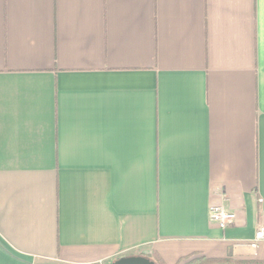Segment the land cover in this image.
<instances>
[{
  "label": "crops",
  "instance_id": "1",
  "mask_svg": "<svg viewBox=\"0 0 264 264\" xmlns=\"http://www.w3.org/2000/svg\"><path fill=\"white\" fill-rule=\"evenodd\" d=\"M260 228L264 0H0V264H264Z\"/></svg>",
  "mask_w": 264,
  "mask_h": 264
},
{
  "label": "built area",
  "instance_id": "2",
  "mask_svg": "<svg viewBox=\"0 0 264 264\" xmlns=\"http://www.w3.org/2000/svg\"><path fill=\"white\" fill-rule=\"evenodd\" d=\"M210 221L216 224L221 229H226L233 225L236 220V214L224 209L222 206H212L209 210ZM264 241V228L256 234V240L250 245L251 248L256 249L258 242Z\"/></svg>",
  "mask_w": 264,
  "mask_h": 264
},
{
  "label": "trees",
  "instance_id": "3",
  "mask_svg": "<svg viewBox=\"0 0 264 264\" xmlns=\"http://www.w3.org/2000/svg\"><path fill=\"white\" fill-rule=\"evenodd\" d=\"M156 264H163L159 259L154 260ZM179 264H258L253 261H235L230 259H210L205 256L192 255Z\"/></svg>",
  "mask_w": 264,
  "mask_h": 264
},
{
  "label": "water",
  "instance_id": "4",
  "mask_svg": "<svg viewBox=\"0 0 264 264\" xmlns=\"http://www.w3.org/2000/svg\"><path fill=\"white\" fill-rule=\"evenodd\" d=\"M113 264H156L154 261L144 257H127L115 261Z\"/></svg>",
  "mask_w": 264,
  "mask_h": 264
}]
</instances>
